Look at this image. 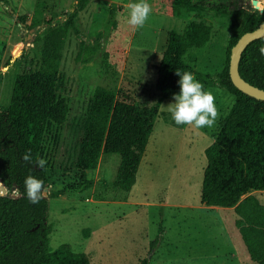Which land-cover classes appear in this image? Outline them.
I'll list each match as a JSON object with an SVG mask.
<instances>
[{
    "label": "rangeland",
    "instance_id": "374dc122",
    "mask_svg": "<svg viewBox=\"0 0 264 264\" xmlns=\"http://www.w3.org/2000/svg\"><path fill=\"white\" fill-rule=\"evenodd\" d=\"M77 2L0 0V105L9 103L19 74L40 68L46 29L64 21ZM128 3L90 0L75 20L77 33L69 30L62 47L56 94L67 101L68 114L62 125L47 126L40 155L47 161L44 168L48 181L43 192L48 200V247L55 250L68 245L90 264H141L144 260L148 264H252L244 258L243 249L240 258L224 254H235L233 246H225L213 229L216 225L210 216L215 209L203 208L200 202L207 164L205 149L213 143L235 101L219 86L208 88L218 110L211 128L176 125L163 107L172 98L162 101L136 183L129 192L113 187L120 158L107 155L87 173L93 182L90 189L72 196L50 197V193H59L73 183L74 163L96 87L111 89L135 105L150 107L156 102L157 66L170 31L181 33L191 21L210 25L209 42L190 49L183 62L212 78L225 67L231 36L225 16L207 11L172 15L163 0H148L152 11L144 26L134 29L127 23ZM258 3L261 9L256 7ZM257 4L252 9L261 12L264 0ZM111 8L116 10L112 20ZM81 41L99 44L88 63L75 59ZM12 195H16L15 189ZM250 195L264 204V190ZM228 212L224 213L227 229L233 232L238 246L241 239L234 228V215ZM205 215L207 218L202 219ZM157 237H161L160 242L150 250V243Z\"/></svg>",
    "mask_w": 264,
    "mask_h": 264
},
{
    "label": "trees",
    "instance_id": "16d2710c",
    "mask_svg": "<svg viewBox=\"0 0 264 264\" xmlns=\"http://www.w3.org/2000/svg\"><path fill=\"white\" fill-rule=\"evenodd\" d=\"M90 0H78L75 9L57 26H49L42 38L40 68L19 74L13 83L9 103L0 105V264H90L83 254L68 245L48 247L46 226L48 200L31 203L24 191V178L33 175L48 181L45 168L36 165L49 124L62 125L68 104L57 96L61 51L69 30L77 33L75 20ZM170 14L214 12L227 19L231 31L225 67L215 77L199 72L183 62L190 49L209 42L211 27L202 21L189 22L181 33L170 31L166 48L157 66L155 90L158 98L150 107L135 105L111 89L98 86L89 103L73 183L61 192L72 196L90 189L87 173L94 170L101 156L118 155L120 163L113 187L129 192L136 182L139 165L155 126L160 104L179 91L176 70L195 73L206 89L219 86L235 99L222 120L213 143L205 149L200 202L208 207L233 208L237 229L250 261L264 264V204L252 191L264 190V101L240 92L230 81L228 63L231 47L245 32L264 22V9H252L249 0H163ZM257 8L262 7L258 3ZM116 10L109 11L110 20ZM25 18L21 21L24 22ZM264 37L252 41L241 55L238 71L251 85L264 90V55L259 48ZM99 44L81 41L76 61L90 62ZM31 150L32 159L23 160ZM16 188V198L12 190ZM43 188V191H44ZM161 237L150 243L152 250ZM141 264H148L144 260Z\"/></svg>",
    "mask_w": 264,
    "mask_h": 264
},
{
    "label": "clouds",
    "instance_id": "9594fccd",
    "mask_svg": "<svg viewBox=\"0 0 264 264\" xmlns=\"http://www.w3.org/2000/svg\"><path fill=\"white\" fill-rule=\"evenodd\" d=\"M152 8L148 0H129L127 4V23L134 29L142 28L151 13ZM264 55V45L259 48ZM179 80V91L172 94V102L163 106L170 114L176 125H189L196 129L211 128L218 116L215 96L212 91L206 89L203 83L196 78L191 71L176 70ZM23 160L32 159L31 150L23 155ZM47 161L38 157L36 165L43 168ZM24 191L31 203H38L41 199L44 181L33 175L24 178Z\"/></svg>",
    "mask_w": 264,
    "mask_h": 264
},
{
    "label": "water",
    "instance_id": "95a60500",
    "mask_svg": "<svg viewBox=\"0 0 264 264\" xmlns=\"http://www.w3.org/2000/svg\"><path fill=\"white\" fill-rule=\"evenodd\" d=\"M251 4L255 6L257 4V1L252 0ZM263 37H264V22L261 23L256 29L245 32L238 38L236 43L230 49L229 63H228V75L232 84L243 94H246L247 96L260 101H264V90L255 87L250 83H248L247 81H245L239 74L238 66L241 55L243 53V50L246 48V46L250 44L252 41ZM45 195L46 193L43 192V197H45ZM18 196L19 195H13L12 197L16 198Z\"/></svg>",
    "mask_w": 264,
    "mask_h": 264
},
{
    "label": "crops",
    "instance_id": "0c3cea01",
    "mask_svg": "<svg viewBox=\"0 0 264 264\" xmlns=\"http://www.w3.org/2000/svg\"><path fill=\"white\" fill-rule=\"evenodd\" d=\"M140 166V165H139ZM138 173V172H137ZM137 179V178H136ZM136 183V182H135ZM201 206L203 207V208H206V209H215L214 211V214H216V215H212V216H210V218H212V219H214V221H213V223L216 225L215 226V228H213L214 230H215V233H216V235L218 236V237H220L221 239H223V243L225 244V246H228L229 244H231L232 246H233V250L235 251V254H232V253H230V252H225L224 251V254L226 255V256H230V257H235V256H237V257H239L240 258V252H242V251H245V256H244V258L246 259V261H250V259H249V257H248V254H247V252H246V250H245V247H244V245H243V243H242V241H240V242H238V243H240V244H238V246H237V244L235 243V239H234V234H233V232H231V231H229L228 229H227V221L226 220H228V219H226L224 216H225V214L224 213H226V211H229L228 213H229V215L232 213V215H234V212H233V208H222V207H208V206H205L204 204H202L201 203ZM202 208V209H203ZM232 211V212H231ZM231 212V213H230ZM204 218H207V215H205V217L203 216L202 217V219H204ZM229 218V217H228ZM234 219H235V215H234ZM212 223V224H213ZM218 224H220L221 225V228L220 227H218L219 225ZM224 227V230L225 231H221L222 230V228ZM209 227H207V230H209L208 229ZM235 228V227H234ZM236 229V228H235ZM237 230V229H236ZM221 233V234H220ZM237 233H238V231H237ZM238 236H239V233L237 234ZM240 237V236H239ZM214 239L216 238V236L214 235V237H213ZM241 239V238H240ZM233 240V241H232ZM237 240V239H236ZM233 243H235L236 244V246L233 244ZM241 249H243L242 251H240ZM238 258V259H239ZM238 262H240L239 260H238ZM251 262V261H250ZM241 263V262H240ZM252 263V262H251ZM253 264V263H252Z\"/></svg>",
    "mask_w": 264,
    "mask_h": 264
},
{
    "label": "flooded vegetation",
    "instance_id": "af4514ba",
    "mask_svg": "<svg viewBox=\"0 0 264 264\" xmlns=\"http://www.w3.org/2000/svg\"><path fill=\"white\" fill-rule=\"evenodd\" d=\"M249 1H250V4H251V3H252V0H249ZM256 1L258 2V0H256ZM251 6H253V5L251 4ZM263 9H264V7H263ZM263 9H262V10H263ZM15 190H16V189H15Z\"/></svg>",
    "mask_w": 264,
    "mask_h": 264
}]
</instances>
